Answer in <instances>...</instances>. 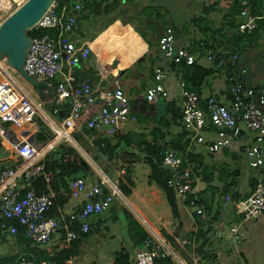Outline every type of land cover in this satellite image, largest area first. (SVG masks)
Listing matches in <instances>:
<instances>
[{"label": "crops", "instance_id": "0c3cea01", "mask_svg": "<svg viewBox=\"0 0 264 264\" xmlns=\"http://www.w3.org/2000/svg\"><path fill=\"white\" fill-rule=\"evenodd\" d=\"M243 8L264 13V0H89L83 10L69 13L75 20L71 39L77 44L91 43L89 57L74 71L80 80L99 88V96L111 85L112 71L116 68L114 59L103 57L104 49L96 44L98 38L112 27L116 34L111 37L119 34L121 48L128 46L129 59L121 66L128 105L115 126L80 133L94 146L97 139H105L101 142L114 147L120 143L121 135L127 136L128 142L120 145L115 157L95 146L98 155L94 159L99 167L88 161L94 172H87L83 178L91 188L107 179L106 175L119 187L123 184L130 190L128 195L123 193V201L115 199L108 209L90 217L94 231L83 238L70 264H113L122 247L130 251L134 264L137 251L144 248V236L151 231L163 236L184 264H264V215L258 220L245 221L238 209L239 201L252 192L255 177L261 175L244 155L247 141L237 140L216 153L194 141L183 125L178 85L183 78L189 89L199 93L205 110L210 96L230 105L229 56L239 50L240 65L248 70L245 80L252 86L264 87V23L260 22L252 34L236 32ZM167 26L175 29L179 44L197 54L194 65L174 64L164 59L159 38ZM132 30L136 31L137 39L130 42L129 37L134 36ZM240 33L243 36L239 39ZM200 42L228 58L222 68L206 58L198 46ZM102 66L110 72L109 79L104 81H100ZM162 66L169 73L165 84L169 86L171 100L149 101L146 89L154 82L155 70ZM203 135L213 141L217 128H205ZM7 145V151L3 147L0 154V167L17 161L15 149ZM165 146L176 149L184 157L191 153L193 161L189 164L197 179L194 195L203 213H197L193 206L176 198L178 215H175L165 190L150 180L152 167L148 158ZM262 148L264 151V144ZM101 154L105 157L100 160ZM105 191L108 187L103 185V194ZM86 202L85 193H73L64 204H58L54 214L62 220ZM236 224L240 240L231 231ZM4 236L5 233L0 235ZM59 241L61 231L48 245Z\"/></svg>", "mask_w": 264, "mask_h": 264}, {"label": "built area", "instance_id": "2783aa9c", "mask_svg": "<svg viewBox=\"0 0 264 264\" xmlns=\"http://www.w3.org/2000/svg\"><path fill=\"white\" fill-rule=\"evenodd\" d=\"M25 1L0 0V25ZM84 7L82 0H55L31 29L47 31L41 36L32 37L24 64L28 74L46 83L41 89L40 101L15 78L7 59L0 58V138L15 149L17 156L16 163L0 167V230L2 233L16 234L18 227L12 223L16 221L27 227L32 239L39 245L48 244L62 228L67 229L69 239L77 237V233L69 229L65 222L66 217L61 220L51 214L55 192L50 189L37 192L33 187L37 178L46 176L47 154L61 141L71 142L69 139L74 137L71 133L73 130L86 132L115 126L129 103L121 78V66L112 71L111 85L103 90L101 95L104 98L99 106L95 103L99 88L89 81L80 80L74 71L91 53L90 42L77 44L70 37L75 20L69 13L81 11ZM239 18L238 30L242 34H252L260 22L264 23V13H255L249 8H243ZM198 46L217 68L224 66L228 59L226 56L216 54L205 42H200ZM159 49L167 62L194 65L197 61L196 53L178 43L172 26H167L160 36ZM229 59L232 69L229 74L231 104L210 96L206 100L205 110L199 93L189 89L181 78L178 85L181 89L182 121L192 139L206 145L211 153L229 147L237 140L247 141L243 147L244 155L248 164L259 169L261 175L255 177L252 192L239 201L238 209L243 220H258L264 215V87L252 86L245 80L248 70L240 65L239 50ZM104 66L100 68V81L109 79L110 72ZM168 77L165 67L155 70L154 82L146 89L147 100H171L169 86L165 84ZM60 114L61 118L58 117ZM210 126L217 128L213 141H208L203 135L204 129ZM40 129L46 131L48 140L35 139L33 133ZM57 129L65 133L58 135ZM160 154L168 170V186L174 189L176 197L193 206L197 213H203L194 195L197 179L191 165L186 166L185 157L172 147H163ZM103 185L108 187V191L98 198L103 194ZM79 192L85 193L87 202L68 217L71 221H79L84 232L90 228V217L102 213L115 199L124 196L119 185L107 179L88 188L86 180L78 178L74 182L73 193ZM231 231L240 240L239 225L232 226ZM143 245L144 248L135 255L134 264H158L159 258L171 255L179 260L176 250L158 233L152 231L144 239ZM14 264L48 263L21 253Z\"/></svg>", "mask_w": 264, "mask_h": 264}, {"label": "trees", "instance_id": "16d2710c", "mask_svg": "<svg viewBox=\"0 0 264 264\" xmlns=\"http://www.w3.org/2000/svg\"><path fill=\"white\" fill-rule=\"evenodd\" d=\"M82 1H84L86 6V2H88L89 0ZM254 12L258 13V11H256L255 9ZM46 32V30L33 29L29 31V35L31 37L41 36ZM40 122L42 124V121ZM73 132V136L78 141V143L95 159L98 155L96 153L95 146H97L98 149H102L105 153H108L111 156L115 157L118 153L120 145L123 142H128L126 138L127 136L121 135L120 143H118V145H115L114 147L111 146L108 142H101V140L105 139H97L94 146L91 145L79 131L73 130ZM86 132L91 131L86 130ZM151 154L153 157L148 158V161L152 167L150 180L155 181L165 190L167 199L172 206L174 214L178 215L176 199L177 197L174 189L168 186V170L162 163L163 157L160 154V148L157 150V153L155 155H153L154 152H152ZM190 154L191 153L189 152L185 157L186 166L191 161H193ZM84 159L85 158L81 151L73 143L68 141H61L47 154L45 158L46 176L43 175L37 178L33 183V187L37 192L48 191L49 189L55 192V202L51 209L52 215H55L54 211L56 210L58 204H64L69 198L73 196L74 188H72V183H74L78 178H83V176L87 172H94L92 166L89 163L86 166L83 165ZM120 186L123 193H125L126 195L130 193V190L126 189L123 184H120ZM106 193L107 191H105L101 196H98V198L103 197V195H105ZM65 222L68 223L69 229L74 230L77 233L76 238L69 239L67 236V229L62 228L60 229L61 241H59V243H57L56 245H39L34 242L27 227L18 224V222L16 221H12V223L18 227V232L14 234V236L19 251L16 254L0 255V264H14L19 254L21 253H27L33 256L38 261H46L48 264H70L73 257L78 254V247L83 238L91 234L94 229H91L90 227L87 232H84L81 230L80 222L77 220L71 221L69 217L65 219ZM1 234L2 231L0 230V235ZM5 234L7 235L8 233ZM147 236H144L143 241ZM157 263L177 264L176 260L169 256L159 258L157 260ZM113 264H133L130 251L126 247H122L116 253Z\"/></svg>", "mask_w": 264, "mask_h": 264}, {"label": "water", "instance_id": "95a60500", "mask_svg": "<svg viewBox=\"0 0 264 264\" xmlns=\"http://www.w3.org/2000/svg\"><path fill=\"white\" fill-rule=\"evenodd\" d=\"M54 1L55 0H26L0 25V58H6L10 67L14 71H18L28 82L36 86L39 92H41L42 87L45 86L46 83L32 77L24 68L26 54L32 41L29 31L36 25L41 16L49 9ZM227 29L229 30L231 27ZM235 30L238 32V29ZM262 50L263 49H259L261 52ZM249 72H251L250 68ZM103 98L104 95L99 96L95 103H101ZM58 117L61 118L62 115L60 114ZM33 134L35 139L40 141H46L49 138L48 134L43 129L37 130ZM69 141L74 143L79 149L85 151L75 137H71ZM4 144L5 142L0 138V154L2 153ZM85 153L89 155L87 151H85ZM102 157H105V155L101 154L99 159L101 160ZM87 164L88 160L84 159L83 165L86 166ZM105 177L107 180L111 181L106 175ZM170 257L172 258L174 255ZM179 261L181 262L180 259ZM181 263L184 264L183 262Z\"/></svg>", "mask_w": 264, "mask_h": 264}, {"label": "rangeland", "instance_id": "374dc122", "mask_svg": "<svg viewBox=\"0 0 264 264\" xmlns=\"http://www.w3.org/2000/svg\"><path fill=\"white\" fill-rule=\"evenodd\" d=\"M113 29V28H112ZM134 36H130L129 37V41L132 42L133 40H135V34L136 31L132 30ZM242 34H239V39L242 38ZM117 39H120L119 34L116 35L115 37H111V40L115 43V41ZM137 39V38H136ZM138 41V40H137ZM136 41V42H137ZM108 42V41H107ZM138 45V44H137ZM126 50H128V46H124L122 48V53H124ZM15 74V78L25 87L27 88V90H29L33 96L36 98V100L40 101L42 99V97H40L41 92L38 91L37 87L34 86L33 84H31L30 82H28L24 77H22V75L18 72V71H14ZM48 108V107H47ZM38 118V117H37ZM42 126L44 127V124H42ZM74 135V132H71ZM65 141V140H64ZM8 145L4 144V148L7 151ZM81 153L84 155L85 159H87L89 162H91L94 166L97 167L98 163L97 161L94 159V157L91 156V154L88 152L89 155H87L85 153L84 150H81ZM210 159V158H209ZM219 162V161H218ZM217 162V163H218ZM97 164V165H96ZM118 201H123V198H119ZM116 203V202H115ZM114 203V204H115ZM149 229V227H148ZM151 231V229H149ZM152 232V231H151ZM18 252V248H17V244H16V239L14 235L11 234H5L4 237H0V255H8V254H16ZM184 262V261H183ZM185 263V262H184Z\"/></svg>", "mask_w": 264, "mask_h": 264}, {"label": "bare ground", "instance_id": "6f19581e", "mask_svg": "<svg viewBox=\"0 0 264 264\" xmlns=\"http://www.w3.org/2000/svg\"><path fill=\"white\" fill-rule=\"evenodd\" d=\"M116 34L114 30H112V27L108 29L106 32H104L97 40L96 44L99 45L102 49H104L103 57H109L111 59H114L113 62L114 68L118 69L119 66H122L125 64V62L129 59L126 55L127 52L125 51L122 53V43H120V40L115 41L114 43L111 40V36ZM108 41V42H107ZM120 48V49H119ZM102 54V53H101ZM58 135L64 134V131L57 129ZM71 139V137H70Z\"/></svg>", "mask_w": 264, "mask_h": 264}]
</instances>
